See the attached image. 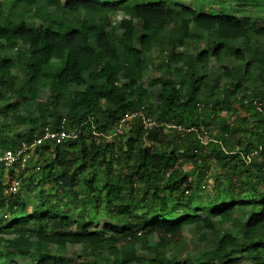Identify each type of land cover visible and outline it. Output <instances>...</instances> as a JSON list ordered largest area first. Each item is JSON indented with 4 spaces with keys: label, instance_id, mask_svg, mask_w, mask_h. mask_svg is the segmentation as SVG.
<instances>
[{
    "label": "trees",
    "instance_id": "trees-1",
    "mask_svg": "<svg viewBox=\"0 0 264 264\" xmlns=\"http://www.w3.org/2000/svg\"><path fill=\"white\" fill-rule=\"evenodd\" d=\"M211 1L219 7L204 10L197 0L192 6L180 0H0L2 111L31 125L17 138L0 137V146L29 144L43 125L59 130L61 120L64 128L79 130L74 139H43L34 148V156L48 155L37 177H29L36 181L33 202L19 177L21 188L4 193L14 172L9 170L6 184L0 166V264H18L4 260L5 248L21 257L46 254L31 264H64L63 256L49 251L67 245L81 246L82 264H172L166 249L182 240L189 225L209 229L215 246L178 262L240 264L247 257L250 264H264V92L242 87L254 62L247 49L264 39V22L256 14L264 0ZM226 1L251 10L237 17L222 9ZM116 8L127 16L114 26ZM193 33L208 37L195 52L185 49ZM239 40L242 49L235 47ZM154 44L168 49L159 64L166 75L150 80L159 85L158 102L140 104L147 90L138 81ZM13 48V60L1 55ZM229 60L245 62L242 77L208 93L209 63L229 76L233 66L224 65ZM259 60L264 66V49ZM15 62L26 74L20 86L12 72ZM43 90L48 93L41 100ZM31 103L30 116L19 112L20 105ZM137 110L160 125L145 129L136 115L121 134L104 136L126 112ZM217 113H225L216 118L217 138L204 142L200 136ZM229 117L233 123H227ZM165 129L176 134L168 139ZM182 156L199 170L216 167L204 205L193 202L200 183L181 168ZM122 162L131 164L130 173L114 171ZM100 219L105 222L99 226ZM226 224L235 232L223 228Z\"/></svg>",
    "mask_w": 264,
    "mask_h": 264
},
{
    "label": "rangeland",
    "instance_id": "rangeland-1",
    "mask_svg": "<svg viewBox=\"0 0 264 264\" xmlns=\"http://www.w3.org/2000/svg\"><path fill=\"white\" fill-rule=\"evenodd\" d=\"M194 1L196 0H180L185 5L192 6L194 4ZM199 3V6L202 7L204 10H211V9H217L219 7L218 2H214L211 0H197ZM117 10L113 11V14H111L112 17V24L115 26V24L118 22V20L123 17L124 11L123 9L116 8ZM225 12L232 13L233 15L240 17L246 12L250 11V6L245 5H236L234 3H230L229 1H226L222 8ZM256 14L258 16V22L259 24L264 22V5H260L257 7ZM126 15V13H125ZM30 20L33 19L30 14L26 15ZM127 16V15H126ZM36 22H38L36 19H33ZM134 24L137 26V19H134ZM167 31L170 30V27H167ZM116 32L120 33L121 29L116 28ZM192 32L193 29H192ZM206 35V34H205ZM208 37L204 36L203 38H198V35L193 33L189 40L186 42L187 46L185 49L187 51L195 52L198 49L204 48L205 44L207 43ZM20 47L19 45L17 46ZM235 47L238 48H244L243 42L239 40L237 43H235ZM252 49H247L246 57H251L254 62H251V71L252 75L244 76L243 77V89L249 90L252 92H264V77L259 76V72L261 69L262 63L261 60V51L264 49V39H260V42L255 43L254 45H251ZM160 46L157 44H154L150 53L148 56V65L147 67L142 71V77L138 81V84L146 88L147 94L145 97H138L140 104H147V102L157 103L158 99V93L160 91L159 85L156 84H150V80H153L155 78H161L166 75L165 70L163 67H161L159 64L161 63L163 57L168 56V49L160 50ZM17 48L13 49H7L4 51H1V55L8 59H12L13 55ZM13 60V59H12ZM244 63L237 64L236 62L229 60L225 61L224 65L227 67L233 66L232 71L230 72L229 76H226L223 73L222 67L215 63L214 61H211L207 68V84H208V93H211V88L214 90L221 88L225 83L232 82L235 78L242 77V70L244 67ZM239 66V72H236L237 68ZM264 68V66H263ZM12 72L17 76L18 79V86L22 83L23 79L26 78V74L23 71V67L20 64H16L12 67ZM264 75V73H263ZM254 82V83H253ZM47 90H43L40 93L39 98L43 100L45 96H47ZM207 93V94H208ZM136 96H138V89H136ZM213 97H215V94H212ZM242 91L238 92L236 96H241ZM217 96V95H216ZM257 99V98H256ZM258 100V99H257ZM259 101V100H258ZM6 104L5 101H0V137H12L17 138L21 135H23L25 132L31 129V125L28 123L20 124L14 121V117L11 114H5L2 111L3 105ZM34 105L31 103L30 106H24L23 104L19 106V112L23 114L24 116L28 117L30 116L31 112L33 111ZM225 113H217L215 117L209 122V125L206 127V130H203V134L200 136L201 140L204 142L209 140H215L217 138L218 132L220 131L221 125L216 122V118L220 117V115H224ZM199 119L202 117V114L198 115ZM234 118L229 117L227 119V123H233ZM7 125V127H2V125ZM39 125V124H38ZM46 125V124H45ZM43 125V127H45ZM260 126V124H259ZM43 129V128H42ZM177 132V131H176ZM164 133L167 135V138L169 139L171 135H175L176 133L165 129ZM48 155L46 152H40L37 154V156H32L30 159L26 162V164L22 167L16 166L12 168L14 175L12 176L14 179L20 178V181L23 182L24 188H22L23 194L30 198V202H33L36 194L37 189H35V183L36 181H33L29 179L37 177L39 174L38 166L39 163ZM39 158V160H38ZM184 156L180 157V160H183ZM181 168H183L184 171L188 172L189 177L197 178L200 185L196 189L197 195L193 198V202H199L202 205H204L209 200V195L211 194V188L215 185V171L216 167L211 166L208 167L206 170L205 168H201L199 170V166L193 165L191 161L188 158L184 159V162L181 165ZM132 169L131 164L127 162H122L120 164L114 165V171L116 173H130V170ZM9 170L5 169L3 173V180L7 184L8 177H9ZM103 168L99 170V174H102ZM201 171V172H200ZM19 180V179H18ZM30 180V181H29ZM37 180V179H36ZM21 184V183H20ZM19 184V185H20ZM163 185H160L159 188H161ZM21 188V185H20ZM81 196V194H79ZM194 199L196 201H194ZM200 213L203 212V210L199 211ZM236 215V214H235ZM105 221H102L100 219L98 225H102ZM107 222L112 223L110 220H107ZM22 225H27L28 220H23ZM226 230H231L232 232H235L236 228L233 226L226 224L223 226ZM183 238L180 242L176 244V246H170L166 249V255L167 257H170L172 259V264H182L181 262H178V260H181L182 258L187 259H195L196 257H199L204 252H208L210 248L215 246V239L213 233L209 230H203L201 226L198 225H189L186 226L182 232ZM139 247L138 245L136 246ZM81 246L80 245H67L65 246L64 250H56L53 246L50 249V255L56 254L61 255L64 258V264H82V261H80L78 255L83 256L81 253ZM173 252H175V257L173 255ZM46 254L43 253L35 258L31 257H21L17 254V252L14 249L11 248H5V257L4 260L6 262L10 260H16L18 264H31L33 262H36L37 260H43L45 258ZM145 258H149L148 254H143ZM85 257V256H84ZM240 264H250V259L247 257H243L240 260Z\"/></svg>",
    "mask_w": 264,
    "mask_h": 264
},
{
    "label": "built area",
    "instance_id": "built-area-1",
    "mask_svg": "<svg viewBox=\"0 0 264 264\" xmlns=\"http://www.w3.org/2000/svg\"><path fill=\"white\" fill-rule=\"evenodd\" d=\"M254 104L258 109L261 108V102L257 99L254 100ZM141 115L140 123L142 124L143 128L150 129L155 126H159L160 124L150 115H145L140 110L135 112H126L118 121L117 124L112 126L104 136L106 138H110L115 134H121L126 127L129 126L130 121L133 119L134 116ZM64 120L60 122V129L59 130H51L50 124L45 125L41 134L33 138L31 143H26L22 141L20 146H17L13 149L10 148H2L0 146V166L4 169H12L16 166H24L26 162L30 159L33 154L34 148L37 146L39 142L43 139H52L55 142H63L66 140L74 139L77 137L79 130L78 129H68L64 128ZM178 130H181L180 125H173ZM96 134V133H94ZM19 188V180L14 179L7 184L4 189L5 194H12L15 193Z\"/></svg>",
    "mask_w": 264,
    "mask_h": 264
}]
</instances>
